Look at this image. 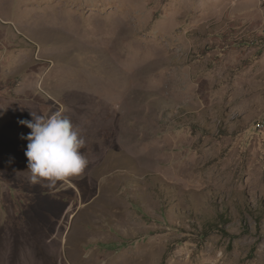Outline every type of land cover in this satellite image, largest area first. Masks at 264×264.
I'll use <instances>...</instances> for the list:
<instances>
[{"label":"rangeland","instance_id":"374dc122","mask_svg":"<svg viewBox=\"0 0 264 264\" xmlns=\"http://www.w3.org/2000/svg\"><path fill=\"white\" fill-rule=\"evenodd\" d=\"M61 108L88 166L32 184ZM0 264H264V0H0Z\"/></svg>","mask_w":264,"mask_h":264},{"label":"clouds","instance_id":"9594fccd","mask_svg":"<svg viewBox=\"0 0 264 264\" xmlns=\"http://www.w3.org/2000/svg\"><path fill=\"white\" fill-rule=\"evenodd\" d=\"M65 111L61 108L48 116L31 112L32 120H18L20 125L31 129L26 136L22 134L21 139L28 141L24 154L32 184L47 181L49 187L58 182L71 186L72 178L79 177L88 166L81 152L85 140Z\"/></svg>","mask_w":264,"mask_h":264}]
</instances>
